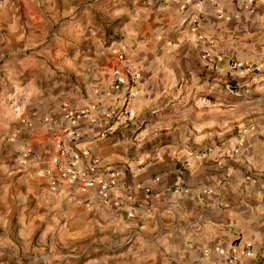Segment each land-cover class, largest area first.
<instances>
[{"label": "crops", "instance_id": "1", "mask_svg": "<svg viewBox=\"0 0 264 264\" xmlns=\"http://www.w3.org/2000/svg\"><path fill=\"white\" fill-rule=\"evenodd\" d=\"M0 264H264V0H0Z\"/></svg>", "mask_w": 264, "mask_h": 264}, {"label": "built area", "instance_id": "2", "mask_svg": "<svg viewBox=\"0 0 264 264\" xmlns=\"http://www.w3.org/2000/svg\"><path fill=\"white\" fill-rule=\"evenodd\" d=\"M196 2H200V0H196ZM193 20L192 22L196 23V20H200L203 17L202 12L200 9H196L193 14ZM229 67L231 70H236V69H244L247 68L246 64H241L237 62H230ZM23 100V99H22ZM125 103L123 104L122 108L119 111H115L113 113V117L115 116H127L128 111L125 109ZM210 101L208 99H203L202 104H208ZM68 115H71L67 111ZM84 114V112H81L80 115ZM247 128L249 127L248 125L246 126ZM69 139L71 142H76L79 139V136L76 132L70 131L69 132ZM59 153L62 155V163L65 166V168L62 167L61 164L56 163L57 171L59 172V175L62 179L67 180V181H73V180H78L80 185L82 187H89L93 185L94 179L91 171L95 169L98 160L95 158H89V169H86L85 171H79L78 170V160L76 155L74 154L73 150L71 147H66L64 144L59 145ZM32 154V153H31ZM34 157V155L32 154ZM114 183V179L112 176H107L98 182V192L101 195L103 199H107L108 195V190L110 186Z\"/></svg>", "mask_w": 264, "mask_h": 264}, {"label": "rangeland", "instance_id": "3", "mask_svg": "<svg viewBox=\"0 0 264 264\" xmlns=\"http://www.w3.org/2000/svg\"><path fill=\"white\" fill-rule=\"evenodd\" d=\"M88 1V0H87ZM88 10V9H87ZM100 17H103V16H100ZM107 18V17H106ZM103 19V18H102ZM98 22V21H97ZM38 242H39V245H38V247L39 248H44L45 247V244H44V242H45V239L43 238L42 240H38ZM39 253L38 254H40V255H43V254H45L46 253V250L44 249V250H39L38 251ZM68 253H72V252H68Z\"/></svg>", "mask_w": 264, "mask_h": 264}]
</instances>
